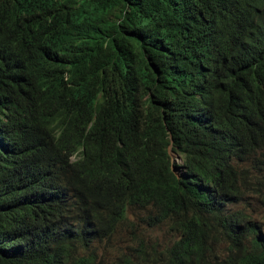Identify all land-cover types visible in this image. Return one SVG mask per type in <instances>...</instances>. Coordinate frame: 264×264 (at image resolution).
<instances>
[{
  "label": "clouds",
  "instance_id": "clouds-1",
  "mask_svg": "<svg viewBox=\"0 0 264 264\" xmlns=\"http://www.w3.org/2000/svg\"><path fill=\"white\" fill-rule=\"evenodd\" d=\"M94 1L0 0V43L9 49L11 67L34 84L0 82L5 155L39 171V179H52L56 165L51 160L59 156L63 187H69L67 174L82 184L85 171L96 170L103 178L87 186L106 191L111 166L112 178L127 186L125 216L152 194L167 195V171L181 203L214 202L235 165L248 172L247 185L255 186L260 177L250 164L264 169V126L260 134L258 124L248 119L252 98L264 99V0H189L187 25L172 31L178 39L163 51L157 39L153 42L164 60L165 86L187 102L200 128L199 137L183 140L180 148L165 134L161 95L135 75L138 63L107 70L118 82L115 108L102 92L88 97L73 88V79L91 62L85 41L95 23L89 11ZM175 2L185 14V0ZM9 104L17 109L15 121L2 113ZM25 122L28 130L21 133L18 125ZM5 183H0V215L32 204L18 185L6 190ZM4 242L0 236V246Z\"/></svg>",
  "mask_w": 264,
  "mask_h": 264
},
{
  "label": "trees",
  "instance_id": "trees-1",
  "mask_svg": "<svg viewBox=\"0 0 264 264\" xmlns=\"http://www.w3.org/2000/svg\"><path fill=\"white\" fill-rule=\"evenodd\" d=\"M189 7V0H185L182 14V4L175 0H95L89 5L95 23L91 37L85 41L91 62L72 81L77 92L88 97L102 92L115 108L118 82L107 70L115 64L128 69L138 63L141 77H136L161 95V104L169 112L167 115L161 109L160 115L165 134L177 148L183 140L197 139L200 128L187 102L165 86L164 60L153 42L157 39L163 51L176 41L178 37L173 38L172 31L187 25L183 19L191 15ZM8 55L5 42L0 43V82L17 81L26 86L30 82L21 70L11 67ZM241 81L248 85L245 79ZM186 85L190 87L189 82ZM100 108L106 115L108 110L102 104ZM2 113L7 121H15L18 115L13 104L3 107ZM248 120L258 124L261 134L264 99L252 98ZM213 121L222 123L219 118ZM18 126L21 133L28 130L27 122ZM249 128L254 129L255 124ZM239 129L243 127H231ZM11 140L8 135L10 146ZM5 141L0 131V183L6 180V190L18 185L32 204L0 215V236L5 238L0 246V264H264V235L253 222L258 207L264 212V169L253 161L251 169L260 177L255 186L247 185L248 172L235 165L214 202L207 205L186 201L185 197L181 203L167 171V195L152 194L131 216H125L127 186L112 178L115 173L111 166L106 191L87 186L89 181L103 178L96 170L85 171L82 184L67 174L69 187H63L59 156L51 160L56 165L52 179H39V171L5 155ZM98 165L101 170L103 162Z\"/></svg>",
  "mask_w": 264,
  "mask_h": 264
},
{
  "label": "rangeland",
  "instance_id": "rangeland-1",
  "mask_svg": "<svg viewBox=\"0 0 264 264\" xmlns=\"http://www.w3.org/2000/svg\"><path fill=\"white\" fill-rule=\"evenodd\" d=\"M249 195L243 194V197H248ZM256 209V207H255ZM257 211L259 212L256 216H254L253 221L258 224L260 229L264 232V212L260 210V207L257 208ZM109 254V253H108Z\"/></svg>",
  "mask_w": 264,
  "mask_h": 264
}]
</instances>
